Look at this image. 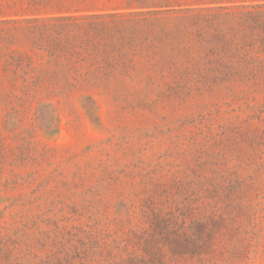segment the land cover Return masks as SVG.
Instances as JSON below:
<instances>
[{"label": "rangeland", "instance_id": "rangeland-1", "mask_svg": "<svg viewBox=\"0 0 264 264\" xmlns=\"http://www.w3.org/2000/svg\"><path fill=\"white\" fill-rule=\"evenodd\" d=\"M142 1L214 0L0 18ZM47 84L0 83V264H264V89Z\"/></svg>", "mask_w": 264, "mask_h": 264}, {"label": "trees", "instance_id": "trees-1", "mask_svg": "<svg viewBox=\"0 0 264 264\" xmlns=\"http://www.w3.org/2000/svg\"><path fill=\"white\" fill-rule=\"evenodd\" d=\"M0 18V83L264 89V0Z\"/></svg>", "mask_w": 264, "mask_h": 264}]
</instances>
